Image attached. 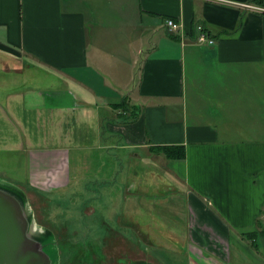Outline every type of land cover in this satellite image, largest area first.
<instances>
[{"label": "crops", "instance_id": "1", "mask_svg": "<svg viewBox=\"0 0 264 264\" xmlns=\"http://www.w3.org/2000/svg\"><path fill=\"white\" fill-rule=\"evenodd\" d=\"M199 23L213 43L196 39ZM124 97L134 118L114 106ZM263 109L264 5L0 0V173L44 199L38 190L71 192L72 152H156L168 191L186 196L190 264H230L231 242L264 220ZM156 146H184L186 156ZM256 243L244 264H264Z\"/></svg>", "mask_w": 264, "mask_h": 264}, {"label": "rangeland", "instance_id": "2", "mask_svg": "<svg viewBox=\"0 0 264 264\" xmlns=\"http://www.w3.org/2000/svg\"><path fill=\"white\" fill-rule=\"evenodd\" d=\"M262 112L264 116V109ZM257 123L253 121L251 126L255 128ZM106 151L107 154L103 149L93 150L96 156L72 152L69 194L59 195V189L38 190L43 199L20 189L38 225L34 224L35 228L43 232L42 239L47 241L45 249L53 258L52 264L198 262L191 243L184 242L189 222L186 196L181 191H168L171 176L164 178V168L155 167L158 165L152 158L158 156L156 152L142 150V156L136 158L129 149L114 147ZM118 170L124 172L117 177ZM0 176L4 182L25 181L10 180L4 172ZM116 190H125L124 204L115 202ZM105 191L109 195L104 201L101 194ZM256 229L248 230L251 236L246 233L243 243L231 242L230 264L255 259L251 245L264 244V220Z\"/></svg>", "mask_w": 264, "mask_h": 264}, {"label": "water", "instance_id": "3", "mask_svg": "<svg viewBox=\"0 0 264 264\" xmlns=\"http://www.w3.org/2000/svg\"><path fill=\"white\" fill-rule=\"evenodd\" d=\"M34 224L25 194L0 179V264H52Z\"/></svg>", "mask_w": 264, "mask_h": 264}, {"label": "trees", "instance_id": "4", "mask_svg": "<svg viewBox=\"0 0 264 264\" xmlns=\"http://www.w3.org/2000/svg\"><path fill=\"white\" fill-rule=\"evenodd\" d=\"M251 1L264 5V0H251ZM194 25H195V30H196V24ZM114 106L116 108H120L123 113H126V114L130 113V116L133 118L136 115L134 112V109L136 107L129 103V100L127 99V97H124L120 102L114 104ZM154 149L157 150L158 152L159 151L164 152L171 159L185 158L186 156V149L184 146H156L154 147ZM249 235L251 236V233Z\"/></svg>", "mask_w": 264, "mask_h": 264}, {"label": "built area", "instance_id": "5", "mask_svg": "<svg viewBox=\"0 0 264 264\" xmlns=\"http://www.w3.org/2000/svg\"><path fill=\"white\" fill-rule=\"evenodd\" d=\"M165 27L167 30L173 33H180V24L177 20L173 18H167L165 21ZM196 39L199 41H209L213 43L215 39L210 35L208 29L204 26V24H197L196 25Z\"/></svg>", "mask_w": 264, "mask_h": 264}, {"label": "flooded vegetation", "instance_id": "6", "mask_svg": "<svg viewBox=\"0 0 264 264\" xmlns=\"http://www.w3.org/2000/svg\"><path fill=\"white\" fill-rule=\"evenodd\" d=\"M192 259H190V261H191Z\"/></svg>", "mask_w": 264, "mask_h": 264}]
</instances>
